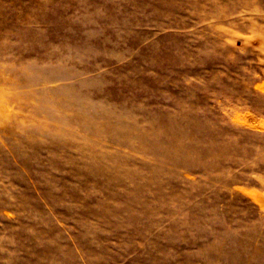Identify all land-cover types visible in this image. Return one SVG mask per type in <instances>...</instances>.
Segmentation results:
<instances>
[{
    "label": "rangeland",
    "instance_id": "374dc122",
    "mask_svg": "<svg viewBox=\"0 0 264 264\" xmlns=\"http://www.w3.org/2000/svg\"><path fill=\"white\" fill-rule=\"evenodd\" d=\"M0 264H264V0H0Z\"/></svg>",
    "mask_w": 264,
    "mask_h": 264
}]
</instances>
